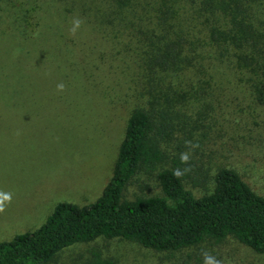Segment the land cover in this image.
Masks as SVG:
<instances>
[{
	"label": "trees",
	"instance_id": "1",
	"mask_svg": "<svg viewBox=\"0 0 264 264\" xmlns=\"http://www.w3.org/2000/svg\"><path fill=\"white\" fill-rule=\"evenodd\" d=\"M52 15L62 25L81 19V29L111 47V59L128 57L142 104L127 119L101 194L90 204L58 202L41 226L0 241V264H51L63 249L99 237L169 254L232 238L264 254V195L226 166L213 174L209 192L196 195L187 180L202 182L192 180L188 161L162 149L185 125L190 100L202 114L207 101L200 97H213L221 80L263 104L264 0H0V37L16 40L11 63L0 65V98L17 90L2 81L14 78L11 65L24 60L18 52L52 25ZM159 164L161 195L123 197L138 172ZM83 264L115 262L92 248Z\"/></svg>",
	"mask_w": 264,
	"mask_h": 264
},
{
	"label": "rangeland",
	"instance_id": "2",
	"mask_svg": "<svg viewBox=\"0 0 264 264\" xmlns=\"http://www.w3.org/2000/svg\"><path fill=\"white\" fill-rule=\"evenodd\" d=\"M49 19L52 25L30 42L28 59V47L18 52L16 59L24 60L11 65L14 78L2 81L17 90L0 98V193L12 197L0 213V241L41 226L58 202L92 203L112 175L130 113L142 104L135 94L136 65L128 57L111 59V47L96 42L90 31L80 28L73 36L72 22ZM7 36L0 37V65L5 66L14 58L16 42ZM60 82L66 85L63 93L57 92ZM212 96L200 97L207 101L200 115L194 111L199 103L190 100L185 125L162 142V149L181 158L185 154L186 171L202 182L187 180L196 195L211 190L219 166L234 168L264 195V102H252L240 86L225 80ZM164 167L138 172L123 197L161 195L157 172ZM92 248L115 264H184L186 259L204 264L206 251L221 264H264V254L232 238L169 254L102 237L63 249L51 264H83Z\"/></svg>",
	"mask_w": 264,
	"mask_h": 264
},
{
	"label": "clouds",
	"instance_id": "3",
	"mask_svg": "<svg viewBox=\"0 0 264 264\" xmlns=\"http://www.w3.org/2000/svg\"><path fill=\"white\" fill-rule=\"evenodd\" d=\"M82 20L79 18H74L72 22V28L70 29V32L73 36H75L76 32L80 29L82 25ZM57 92L63 93L66 89V85L63 82H60L56 85ZM182 158H186L185 154H182ZM12 200L11 194L7 193H0V213H4L6 211L7 204H10ZM204 257V264H221L219 260H217L215 257L211 256L210 253L207 251L203 254Z\"/></svg>",
	"mask_w": 264,
	"mask_h": 264
}]
</instances>
